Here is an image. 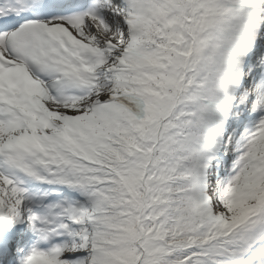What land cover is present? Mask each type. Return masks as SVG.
Returning a JSON list of instances; mask_svg holds the SVG:
<instances>
[{"label":"snow or ice","instance_id":"1","mask_svg":"<svg viewBox=\"0 0 264 264\" xmlns=\"http://www.w3.org/2000/svg\"><path fill=\"white\" fill-rule=\"evenodd\" d=\"M0 264H264V0H0Z\"/></svg>","mask_w":264,"mask_h":264}]
</instances>
